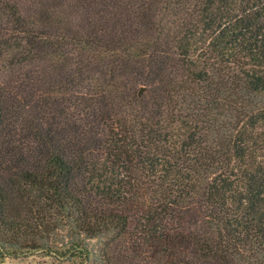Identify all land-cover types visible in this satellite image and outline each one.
<instances>
[{"label":"trees","instance_id":"1","mask_svg":"<svg viewBox=\"0 0 264 264\" xmlns=\"http://www.w3.org/2000/svg\"><path fill=\"white\" fill-rule=\"evenodd\" d=\"M34 254L264 264V0H0V259Z\"/></svg>","mask_w":264,"mask_h":264},{"label":"rangeland","instance_id":"2","mask_svg":"<svg viewBox=\"0 0 264 264\" xmlns=\"http://www.w3.org/2000/svg\"><path fill=\"white\" fill-rule=\"evenodd\" d=\"M144 88V87H142ZM105 241L104 240H93L90 241V247L93 248V251L99 253V251L103 248ZM0 264H69L66 261H58L55 258L48 257L45 254H34L27 258L22 259H14V258H6L0 259ZM93 264V259L87 263Z\"/></svg>","mask_w":264,"mask_h":264},{"label":"water","instance_id":"3","mask_svg":"<svg viewBox=\"0 0 264 264\" xmlns=\"http://www.w3.org/2000/svg\"><path fill=\"white\" fill-rule=\"evenodd\" d=\"M143 91H144V88L141 89V92H143Z\"/></svg>","mask_w":264,"mask_h":264}]
</instances>
